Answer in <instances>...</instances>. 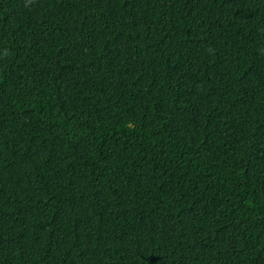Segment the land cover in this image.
I'll list each match as a JSON object with an SVG mask.
<instances>
[{"label": "trees", "instance_id": "1", "mask_svg": "<svg viewBox=\"0 0 264 264\" xmlns=\"http://www.w3.org/2000/svg\"><path fill=\"white\" fill-rule=\"evenodd\" d=\"M0 264H264V0H0Z\"/></svg>", "mask_w": 264, "mask_h": 264}]
</instances>
